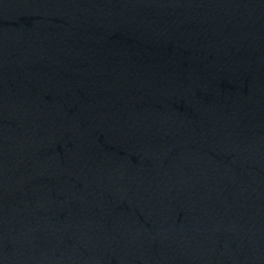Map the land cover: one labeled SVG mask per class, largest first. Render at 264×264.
<instances>
[{
  "label": "water",
  "instance_id": "1",
  "mask_svg": "<svg viewBox=\"0 0 264 264\" xmlns=\"http://www.w3.org/2000/svg\"><path fill=\"white\" fill-rule=\"evenodd\" d=\"M0 264H264V0H0Z\"/></svg>",
  "mask_w": 264,
  "mask_h": 264
}]
</instances>
